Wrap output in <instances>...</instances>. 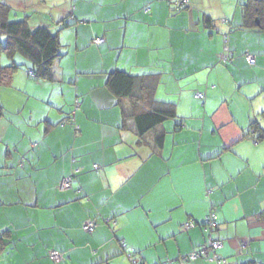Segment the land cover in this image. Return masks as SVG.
<instances>
[{
    "label": "crops",
    "instance_id": "crops-1",
    "mask_svg": "<svg viewBox=\"0 0 264 264\" xmlns=\"http://www.w3.org/2000/svg\"><path fill=\"white\" fill-rule=\"evenodd\" d=\"M246 1L1 0L9 20L57 32L61 55L38 79L0 56L19 66L0 86V264H214L178 260L208 236L226 264H264V27L242 23ZM114 70L144 76L146 108L173 105L160 146L125 123Z\"/></svg>",
    "mask_w": 264,
    "mask_h": 264
},
{
    "label": "trees",
    "instance_id": "trees-1",
    "mask_svg": "<svg viewBox=\"0 0 264 264\" xmlns=\"http://www.w3.org/2000/svg\"><path fill=\"white\" fill-rule=\"evenodd\" d=\"M187 4L184 8L187 7ZM241 7L243 12L242 23L244 25L256 20L262 28L264 27V0H247ZM8 13V6L0 0V33L5 37L4 41L0 40V56L5 54L9 59H12L17 53L24 55L32 63V76L30 75L32 78H51L53 63L61 55L57 32H52L46 25L32 28L28 22V17L20 20H9L7 18ZM206 22L210 21L206 20ZM225 47L226 50L224 48L220 55L228 52L232 53L233 57L234 53L226 45ZM220 55L219 61H221ZM232 57H229V61L233 59ZM18 67L13 62L7 65L0 63V86L8 82L14 70ZM143 77V75H133L123 70H114L109 73L107 84L117 97L118 102L121 99L131 100L127 108H122L125 123L129 121L133 126V130L141 139L148 132L154 131L153 144L160 146L163 134L157 132V126L165 119L174 116V109L173 105H167L161 109L146 108L144 106L145 103L143 102L145 101H141L136 95L138 88L141 87L140 84L145 80ZM145 78L147 79L145 93L150 96L149 90L155 84V79L149 75H145Z\"/></svg>",
    "mask_w": 264,
    "mask_h": 264
},
{
    "label": "built area",
    "instance_id": "built-area-1",
    "mask_svg": "<svg viewBox=\"0 0 264 264\" xmlns=\"http://www.w3.org/2000/svg\"><path fill=\"white\" fill-rule=\"evenodd\" d=\"M173 2H175L176 7L178 9H182L184 8V6L187 4L188 0H171ZM102 38H97L94 40V42L96 44H99L102 42ZM226 50V47H224ZM232 57V53H223L220 55L221 58V62L223 63H227L229 61V57ZM247 62L249 63V65H253L255 63V58L253 55L250 54H246L245 55ZM29 74L32 76L31 71L29 72ZM197 97L202 99L203 98V94L202 93H198ZM93 167L97 168L98 165H93ZM71 181H72V177L69 176H65L61 179L60 183H59V188L60 189H68L71 187ZM216 225V216L213 212H210L204 223L202 224V229L204 232H207L210 234V231L215 227ZM194 223L192 221H187L185 223H183L182 227L184 229H188L190 227H193ZM96 227V223L93 220H86L83 224H82V230L86 233H91ZM222 243L220 240L214 239L211 236H208L206 242L193 249L190 253H188L187 255L184 256H180L179 257V261L181 263H186V262H191V261H195L196 259H206L209 262H212L214 264H226V260L223 258H220L215 252L217 249H219L221 247ZM210 252L212 254H210ZM49 256L53 261H59V259L61 258V255L58 251L56 250H50L49 251ZM131 263L132 264H138L136 262L135 259H131Z\"/></svg>",
    "mask_w": 264,
    "mask_h": 264
},
{
    "label": "rangeland",
    "instance_id": "rangeland-1",
    "mask_svg": "<svg viewBox=\"0 0 264 264\" xmlns=\"http://www.w3.org/2000/svg\"><path fill=\"white\" fill-rule=\"evenodd\" d=\"M172 4L175 6V8H174V10H176V12H179L180 10L178 9V8H176V4H175V2H172ZM3 39V41L5 40V37H4V35L2 34V36H1ZM3 57V59H5V56H2ZM5 60H2V65H7V64H9V63H6V62H4ZM129 260V259H128ZM52 263H55L54 261H52ZM129 263L130 264H132L131 263V261H129Z\"/></svg>",
    "mask_w": 264,
    "mask_h": 264
}]
</instances>
